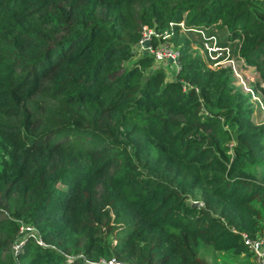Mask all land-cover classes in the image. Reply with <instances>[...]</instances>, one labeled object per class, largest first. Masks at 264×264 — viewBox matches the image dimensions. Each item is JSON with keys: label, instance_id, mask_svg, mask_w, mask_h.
I'll return each mask as SVG.
<instances>
[{"label": "trees", "instance_id": "1", "mask_svg": "<svg viewBox=\"0 0 264 264\" xmlns=\"http://www.w3.org/2000/svg\"><path fill=\"white\" fill-rule=\"evenodd\" d=\"M169 21L179 69L135 50ZM188 34L264 81V0H0V264H211L200 243L264 236V124ZM20 222L45 245L14 253Z\"/></svg>", "mask_w": 264, "mask_h": 264}, {"label": "built area", "instance_id": "2", "mask_svg": "<svg viewBox=\"0 0 264 264\" xmlns=\"http://www.w3.org/2000/svg\"><path fill=\"white\" fill-rule=\"evenodd\" d=\"M178 24L181 27L184 26L183 21H180ZM172 26L173 21H169V28H165L164 30L160 31L154 26L152 27L143 25L141 28L140 37L135 45V50L153 54L156 60H171V62L176 64V68L179 69L180 50L177 46H175L168 40L169 36L172 33ZM212 38L213 39L211 43L207 41L204 42L210 53H213L214 55L224 54L226 56L225 59H227V56H229L230 54L228 49L226 48V53H223V48L217 45L216 37L212 36ZM232 59L233 58H231V60H227L226 64H229L234 75L236 74L237 76H240L235 66L236 60ZM222 64L223 62H221L220 59L213 62V65L215 67ZM246 89L250 90L247 87ZM249 92L253 94L251 90ZM28 235L34 237V240L38 244L45 245L36 227L27 223L20 222L18 234L16 236V239L14 240V243L12 244V250L14 253H18L22 249ZM243 239L251 255V264H264V236L250 237L244 234ZM77 257H81L84 264H136L133 261L120 259L114 255L110 257L103 256L98 259H90L84 256L82 253L66 254L67 262H71Z\"/></svg>", "mask_w": 264, "mask_h": 264}, {"label": "rangeland", "instance_id": "3", "mask_svg": "<svg viewBox=\"0 0 264 264\" xmlns=\"http://www.w3.org/2000/svg\"><path fill=\"white\" fill-rule=\"evenodd\" d=\"M188 38L191 41V47L188 49V53L191 51L194 55H201L204 61L208 62L211 67H215L213 62L219 59L223 62V64H226L227 60H231V58H233L232 60H236L237 51H233V53H230L229 56H227L228 58L225 59L226 56L224 54L214 55L213 53H210L205 43L198 41L196 36H190V34H188ZM245 63V60H241L239 62L236 61L235 66L240 76L235 74L236 78L233 74V85L246 93L250 90L253 92V94H250L253 102L255 103L254 119L257 122H262L264 124V81L260 79L255 67L249 66L248 64L245 65ZM170 67L172 69L175 68L174 65H171ZM246 87L250 90H247ZM198 255L200 258L211 264H228L231 262V259L227 258L228 256L225 253L215 250L211 245L206 243L199 244Z\"/></svg>", "mask_w": 264, "mask_h": 264}, {"label": "crops", "instance_id": "4", "mask_svg": "<svg viewBox=\"0 0 264 264\" xmlns=\"http://www.w3.org/2000/svg\"><path fill=\"white\" fill-rule=\"evenodd\" d=\"M231 259V262L228 264H251V255L250 252L247 254H241L235 257H232V255L226 254Z\"/></svg>", "mask_w": 264, "mask_h": 264}, {"label": "water", "instance_id": "5", "mask_svg": "<svg viewBox=\"0 0 264 264\" xmlns=\"http://www.w3.org/2000/svg\"><path fill=\"white\" fill-rule=\"evenodd\" d=\"M196 204H198V201H194V202L192 203L193 206L196 205Z\"/></svg>", "mask_w": 264, "mask_h": 264}]
</instances>
